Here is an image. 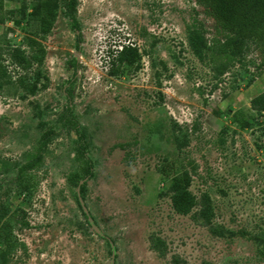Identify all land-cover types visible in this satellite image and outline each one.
I'll list each match as a JSON object with an SVG mask.
<instances>
[{
    "label": "rangeland",
    "instance_id": "1",
    "mask_svg": "<svg viewBox=\"0 0 264 264\" xmlns=\"http://www.w3.org/2000/svg\"><path fill=\"white\" fill-rule=\"evenodd\" d=\"M33 1L0 11V220L16 242L0 264H110L108 241L113 264H264L256 42L216 75L209 48L220 35L195 0H76L77 31L62 0L41 31ZM127 42L139 59L112 76L106 52ZM68 105L91 166L78 196L66 178L85 163L62 122ZM166 165L191 176L185 215L158 173Z\"/></svg>",
    "mask_w": 264,
    "mask_h": 264
},
{
    "label": "trees",
    "instance_id": "2",
    "mask_svg": "<svg viewBox=\"0 0 264 264\" xmlns=\"http://www.w3.org/2000/svg\"><path fill=\"white\" fill-rule=\"evenodd\" d=\"M4 0H0V11ZM213 18L216 23V28L220 36L211 38L210 61L213 71L216 75H221L225 72L228 63L233 58L239 57L245 48L247 40H253L258 48V65L264 66V0H195ZM51 0H34L31 3L29 11V19L40 21L43 25L41 31L48 29L47 18L50 13L47 12L50 7ZM61 6L64 9V15L69 19L73 30L77 31L78 23L75 17L76 0H62ZM35 43L34 40H30ZM108 73L117 75L123 68L136 63L139 59L137 47L134 44L127 42L121 44L118 49L108 50L106 52ZM66 99L70 101V91H66ZM62 122L70 126L77 135L76 151L81 155L85 163V169L81 174L71 172L67 176L69 184L77 189L78 195L85 188V182L90 178L91 166L90 161L84 153V148L81 144V134L78 133V123L71 114V106H67L62 115ZM47 132H43L38 140L37 148L34 153L39 151L44 145V140L48 137ZM35 156H31L33 159ZM173 165V164H172ZM174 166H162L158 169L161 176L168 177L170 183L168 192L170 193V201L173 210L177 214H187L194 204V197L189 191L190 174L185 169H179L175 172L170 171ZM18 174V177L25 174ZM81 180V183L79 181ZM82 215L88 218V213L82 211L79 202L76 200ZM9 220H0V244L1 259L5 261L6 257L16 248L15 239L11 235Z\"/></svg>",
    "mask_w": 264,
    "mask_h": 264
},
{
    "label": "water",
    "instance_id": "3",
    "mask_svg": "<svg viewBox=\"0 0 264 264\" xmlns=\"http://www.w3.org/2000/svg\"><path fill=\"white\" fill-rule=\"evenodd\" d=\"M76 193H77V189H76ZM77 196H78V193H77ZM78 202H79V204H80V206H81V208H82V211L85 212V213H87V211H86V209L84 208L82 202H81L80 200H78ZM89 222H90V220H89ZM90 227H91V229H92L97 235H101L100 230H99V229H98L93 223H91V222H90ZM108 244H109V246H110V264H113V262H114L115 251H114L113 245H112V243H111L110 241H108Z\"/></svg>",
    "mask_w": 264,
    "mask_h": 264
}]
</instances>
